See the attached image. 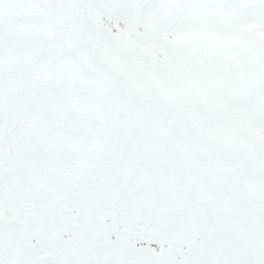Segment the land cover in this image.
I'll list each match as a JSON object with an SVG mask.
<instances>
[{"label": "snow or ice", "instance_id": "snow-or-ice-1", "mask_svg": "<svg viewBox=\"0 0 264 264\" xmlns=\"http://www.w3.org/2000/svg\"><path fill=\"white\" fill-rule=\"evenodd\" d=\"M0 264H264V0H0Z\"/></svg>", "mask_w": 264, "mask_h": 264}]
</instances>
